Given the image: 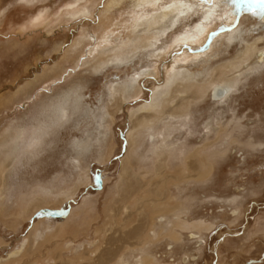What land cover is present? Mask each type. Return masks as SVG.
I'll list each match as a JSON object with an SVG mask.
<instances>
[{
	"label": "rangeland",
	"instance_id": "374dc122",
	"mask_svg": "<svg viewBox=\"0 0 264 264\" xmlns=\"http://www.w3.org/2000/svg\"><path fill=\"white\" fill-rule=\"evenodd\" d=\"M187 1L0 0V264H264V0Z\"/></svg>",
	"mask_w": 264,
	"mask_h": 264
},
{
	"label": "bare ground",
	"instance_id": "6f19581e",
	"mask_svg": "<svg viewBox=\"0 0 264 264\" xmlns=\"http://www.w3.org/2000/svg\"><path fill=\"white\" fill-rule=\"evenodd\" d=\"M168 3H166V1H162V0H134V6L135 7H139V6H143V5H149V4H152V5H162L161 7H158V12L156 13V15L154 16H150L149 18H145L143 19L142 22L140 23H136L134 28H141L142 30L139 31V32H144L146 33L149 29H151L152 31L155 30V32L153 33L152 35V40L153 42L156 40L157 36L161 35L164 33V30L166 28V26L164 25V23H167L169 27H173L174 24L176 22H178V20L180 19V17H183V16H186V15H189L190 13H192L195 9V5H191V4H188L187 0L184 1V3H182V0H167ZM218 6V5H217ZM216 6V7H217ZM216 7H212L211 9H208L206 10V15L204 16V20H209L210 19V16L213 14V12L215 11L214 8ZM205 14V13H204ZM134 24V23H133ZM201 25V24H200ZM196 29V34H201L203 33V26H198L195 28ZM136 30V29H135ZM201 31V32H200ZM194 32V31H193ZM190 34H188L189 36ZM190 36H194V35H190ZM189 38L187 36H182V38H180L179 40L180 41H187V40H193V38ZM195 39H196V35H195ZM152 40L151 41H148L147 42V45H151L152 46ZM153 49V48H152ZM250 50V48H247L245 51H244V55L248 53V51ZM161 53V52H160ZM160 53L158 55H160ZM259 56H260V59L263 58V53H259ZM128 59V58H127ZM111 60V59H110ZM122 60H125V59H122ZM120 60V61H122ZM113 61V60H111ZM119 60L116 58V62H118ZM186 75L184 77H187L188 79H192L191 78V74L188 72L185 73ZM195 76V75H194ZM202 76V75H200ZM179 78V77H178ZM180 78H183V76H180ZM195 78V77H194ZM131 80V79H130ZM129 80V81H130ZM133 80V79H132ZM136 81V80H135ZM134 81V82H135ZM216 84V83H215ZM213 85L212 88H211V93H212V98L215 99V100H223L224 96L226 95V90L223 88V87H216V86H219V85ZM225 84V83H224ZM133 83L132 82H128V84L126 85H123L121 88H122V91L123 92H131V89L133 88ZM225 87V86H224ZM186 90H180V87L178 86L175 90L176 91H182V92H187L188 93V90L189 88L185 87ZM29 89V88H27ZM202 89V92H205V89L204 87L201 88ZM25 91V90H24ZM23 91V92H24ZM28 92V91H26ZM186 94V93H185ZM211 95V94H210ZM69 96V95H68ZM74 97L73 101L78 99V96L76 94H73L72 95ZM174 100V96H172L169 101H172ZM214 100V101H215ZM65 101V100H64ZM77 101V100H76ZM167 101V100H166ZM183 99H181V102L180 104L182 103ZM75 105V104H74ZM53 108V107H52ZM55 109V108H54ZM62 109H59V112L56 113L57 114V117H62ZM50 112V111H49ZM55 112V111H54ZM84 113V112H83ZM56 117V118H57ZM55 118V117H54ZM138 124L137 125H140L142 124L141 123V120L137 122ZM134 127V126H133ZM128 141L130 142V139L128 137ZM194 152V151H193ZM199 152V151H198ZM197 152V153H198ZM196 152H194L192 155L196 156V159L195 161L192 160L189 158V157H184V164H183V171L186 173V171H188L189 175L188 176H192L193 177V174L195 172V169L196 170H201V169H204L206 168V165H205V161H206V158H202L199 154H197ZM190 156V155H189ZM197 156H199L200 159L197 158ZM164 157L163 156H160L159 160H158V164L157 166H155L154 168V173H155V176L158 177L162 174V172L164 171ZM195 162H196V165H195ZM194 165L197 167H194ZM2 169H4V167L0 164V173L2 172ZM190 171V172H189ZM198 173V172H197ZM201 175H197L196 177H200ZM152 197V196H151ZM152 199V198H151ZM153 200V199H152ZM157 200V199H156ZM156 200H153L151 203L152 205L154 206L155 205V201ZM163 205H166L167 207V204H163ZM168 208V207H167ZM177 208V206H176ZM178 208H182V205H180V207L178 206ZM173 208H171L172 210ZM181 210H184V208H182ZM180 211V210H179ZM236 215V214H235ZM143 221V220H142ZM141 221V222H142ZM139 224V222H138ZM130 225V224H129ZM178 225V222H176L174 224V226H177ZM204 224H196L195 225V228L197 229H202L203 227H205L206 225ZM207 227V226H206ZM143 230H142V227L141 226H138V225H135L133 228H129L128 232L124 233L125 235V238L127 241L130 240V239H135L136 237H139V234L142 233ZM122 236V235H121ZM122 238V237H121ZM106 240V239H105ZM125 241V240H124ZM117 242V241H116ZM107 243V242H106ZM105 243V244H106ZM127 243V242H126ZM100 244V243H99ZM114 245V244H113ZM101 246V245H100ZM126 247L127 244L125 245ZM95 247V246H94ZM94 249V248H93ZM120 249V248H119ZM96 250V249H95ZM115 251L114 252H110L109 250L103 254H105L104 256H109V258H107V260L111 259L112 257H115L118 255V252L119 250H116L114 249ZM119 257V256H118ZM118 257H115L116 259ZM99 258V257H98ZM100 259V258H99ZM102 259V258H101ZM108 260V261H109ZM102 261V260H101ZM105 261H106V258H105ZM104 262V261H103ZM107 262V261H106ZM89 264V263H88ZM106 264V263H105Z\"/></svg>",
	"mask_w": 264,
	"mask_h": 264
},
{
	"label": "snow or ice",
	"instance_id": "6c2138e0",
	"mask_svg": "<svg viewBox=\"0 0 264 264\" xmlns=\"http://www.w3.org/2000/svg\"><path fill=\"white\" fill-rule=\"evenodd\" d=\"M202 2H203V3H208V2H209V0H202ZM69 7H74V5H69ZM81 15L83 16L84 14H83V13H81Z\"/></svg>",
	"mask_w": 264,
	"mask_h": 264
}]
</instances>
